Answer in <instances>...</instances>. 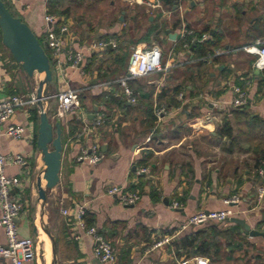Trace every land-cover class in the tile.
<instances>
[{"label": "crops", "instance_id": "1", "mask_svg": "<svg viewBox=\"0 0 264 264\" xmlns=\"http://www.w3.org/2000/svg\"><path fill=\"white\" fill-rule=\"evenodd\" d=\"M84 1L77 5L69 0H4L42 42L45 16L56 18L52 25L56 32L67 28L60 57L63 73L51 62L53 78L43 90L49 119L55 115L52 105L57 107L58 93L74 90L80 100L79 110L61 121L59 183L46 192L44 205V220L56 240L57 264H102L93 257L92 237L79 228L72 214L80 205L85 208L86 229L95 228L113 247L116 260L111 264H190L197 257L207 259L208 264H262L256 255L264 253L263 237L245 235L228 220L200 226H188V220L202 211L224 210V201L237 196L234 217L264 233V199L260 204L256 200L264 176L260 178V169H255L264 152V88L258 86L264 70L255 73L256 56L244 50L257 41L264 45V0H174L172 7L160 0H109V23L96 27L82 13L80 18L75 13ZM65 9V15L55 12ZM167 31L176 35L173 40ZM186 37H191L193 47L196 41H216L212 56L196 57ZM100 42L107 47L92 49ZM120 42L126 44L127 52ZM155 42L162 47L163 69L128 82L137 96V103L130 105L118 81L126 72L131 52ZM68 52L82 54L80 69L68 65ZM124 54L123 63L116 60ZM39 79L35 74L28 76L14 61L0 34V102L11 95L23 99L35 95ZM235 89L248 97L247 106L241 109L230 105ZM159 107L165 109L160 120L154 114ZM34 109H19L13 115L10 122L26 128L24 138L1 137L0 152L20 155L29 163L27 169L9 166L5 172L20 180L21 187L13 194L20 195L26 205L17 221L18 235L32 238L37 245V259L26 264H47L48 250L37 225L36 180L43 162L36 148L39 119ZM92 113L104 119L98 128L88 119ZM225 122L232 129L230 137L219 134ZM93 145L99 146L100 162H78L80 150ZM140 169L147 172L138 175ZM112 186L137 192L141 199L133 206H122L107 195ZM173 202L179 208H172ZM63 210L70 214L63 215ZM212 225L229 232L237 228L229 234L239 233L241 238L226 245L224 236H219L217 262L201 255L179 257L181 238ZM4 243L0 227V245ZM0 264L7 263L0 259Z\"/></svg>", "mask_w": 264, "mask_h": 264}, {"label": "built area", "instance_id": "2", "mask_svg": "<svg viewBox=\"0 0 264 264\" xmlns=\"http://www.w3.org/2000/svg\"><path fill=\"white\" fill-rule=\"evenodd\" d=\"M44 22L47 25L45 33V42L50 51V65L54 62L55 67L60 73H63V64L60 60L62 52L65 47L64 35L67 28L62 26L56 32L52 25L56 22L53 16H45ZM206 36H203L202 40ZM107 47L106 43L100 42L94 45L92 49L102 50ZM187 47V45L185 46ZM188 48V47H187ZM245 52L256 56L255 67L259 71L264 70V45L261 41H257L252 47L244 48ZM131 63H128L124 76L118 81L121 87V95L127 103L135 105L137 103V96L134 91L129 87L130 80L146 77L157 72L162 71V51L156 45H151L143 49H135L130 54ZM66 61L71 68L80 69L83 63V56L80 52H68ZM235 96L233 97L230 105L233 109H241L248 104V97L246 93L240 89H235ZM182 100L183 95H178ZM57 107L55 115L50 119L54 123L57 119L61 120L67 114L79 110L80 100L78 92L74 90H65L58 93L56 96ZM46 101V98H45ZM30 106H36V97L31 95L28 99H23L18 95H11L6 97L0 102V138L8 137L12 140L19 141L24 138L26 128L21 125H15L10 122L13 115L19 110ZM165 113L163 107L155 109V116L160 120ZM104 122L101 115H96L92 122L93 128L100 127ZM102 155L99 152V146L93 145L89 148H82L76 160L80 163H87L88 165H95L100 162ZM9 166H18L27 169L29 163L20 155L3 154L0 152V227L3 229L5 235V243L0 245V259L4 260L7 264H26L37 259V245L32 238H22L18 235L17 221L19 216L25 209V204L21 200L20 195L13 194V191L20 189V180L16 177H11L6 174V168ZM146 169H140L137 174L146 173ZM260 178L264 176V170L258 171ZM107 195L113 197L118 204L122 206H133L138 203L141 196L137 192L123 191L121 187L112 186L108 189ZM264 199V185H259L256 189V200L260 204ZM239 203L237 196H232L224 201L227 206L226 209L220 211L199 212L188 220V226H200L208 222L224 223L230 217L236 216V212L232 206ZM172 208H179L177 202L171 204ZM63 215L70 214L69 211L63 210ZM75 216L77 225L86 234L92 237L95 246L93 249V257L102 264H111L116 260V255L113 247L97 233L93 227L87 228L83 222L85 215L84 206H76L72 210ZM79 239V237H76ZM164 242H159L155 245L158 247L163 245ZM179 264H189V261H182ZM190 264H208L205 258H194Z\"/></svg>", "mask_w": 264, "mask_h": 264}, {"label": "water", "instance_id": "3", "mask_svg": "<svg viewBox=\"0 0 264 264\" xmlns=\"http://www.w3.org/2000/svg\"><path fill=\"white\" fill-rule=\"evenodd\" d=\"M0 32L2 45L9 51L14 61L20 64L25 73L28 76H33L34 74L42 76L37 83L35 91L36 109L39 119L36 148L41 153L43 162V169L36 180L37 211L42 230L50 241L51 264H57L56 240L47 228L44 220L46 191L53 189L59 183L62 159V122L57 119L52 123L44 108L45 96L43 90L53 78L47 54L48 45L46 42H40L28 25L19 17L13 16L2 0H0ZM167 33L171 40L176 36L169 31ZM128 63H131V57ZM255 73H259V70L255 69ZM95 111L96 108H94ZM94 118V113L88 116L90 121H93ZM42 180L45 181L44 186H42ZM164 203L167 204V201L164 200ZM228 223L240 227L245 235L264 238V233L251 229L244 219L230 217ZM96 262L99 261L96 260Z\"/></svg>", "mask_w": 264, "mask_h": 264}, {"label": "trees", "instance_id": "4", "mask_svg": "<svg viewBox=\"0 0 264 264\" xmlns=\"http://www.w3.org/2000/svg\"><path fill=\"white\" fill-rule=\"evenodd\" d=\"M4 2V0H2ZM73 3H76L77 5H81L84 0H69ZM163 5L172 7L174 5V0H160ZM5 6L8 8L6 3L4 2ZM9 9V8H8ZM57 15H65L68 13V9L55 11ZM13 15V14H12ZM14 16V15H13ZM1 34V32H0ZM201 37V34L199 35ZM217 36L214 34L213 38L215 39ZM39 39V38H38ZM101 39H107L106 36L102 37ZM199 39V38H198ZM41 42V40L39 39ZM185 42L190 47H193V43L191 42V37H186ZM216 41L214 43L210 42H200L197 41L194 43V47L192 49L193 54L196 55V57H203V56H212L211 49L213 46H215ZM107 54L111 53L109 51H105ZM126 54H124L122 57H116V60L124 61ZM258 86L264 88V72L261 76H258ZM259 87V88H260ZM237 112V111H236ZM242 112V111H241ZM33 115L37 119L38 117V111L37 109H34L32 111ZM76 124L78 122L76 121ZM219 134L221 136L230 137L232 135V129L228 126V123L225 122V125L221 128L219 131ZM255 169H264V152H262L261 156L258 157L255 164ZM237 229V228H236ZM236 229L230 230V232L227 231H221L217 229L215 225L209 226L207 230L205 231H195L193 233H190L189 235L184 236L179 240V245L177 246L178 255L179 257L183 258H191L194 256H207L212 262H217L219 259V244L217 243V238L219 236H224L225 238V244L227 245L228 242H234L233 239H240L239 233H236L231 236L229 233H233ZM257 259H260L262 261V264H264V253L262 255H256Z\"/></svg>", "mask_w": 264, "mask_h": 264}, {"label": "rangeland", "instance_id": "5", "mask_svg": "<svg viewBox=\"0 0 264 264\" xmlns=\"http://www.w3.org/2000/svg\"><path fill=\"white\" fill-rule=\"evenodd\" d=\"M52 8H54V7H52ZM75 13L77 14L78 18H80L79 17V13H82L83 16H85V19H87L89 21V23L91 24V26H93V27L98 26L100 23H102V25L107 24V23H109V0H102L101 2H98V1H95V0L94 1L93 0H85L83 8L81 10H79V11H75ZM142 23L145 24V22L143 20H142ZM154 45L158 46L162 50V47L158 43L155 42ZM119 46L121 48H124L123 49L124 53L127 52V47H126L125 43L120 42ZM123 50L120 49V51H123ZM118 55H120V54H118ZM35 75L38 78L42 77V76H40L38 74H35ZM55 109H56V105H52V111H55ZM74 115H75V113H74ZM74 118H76V116H74ZM63 142H64V138H63ZM45 224H46L47 228L49 229L46 220H45ZM37 225L39 226V228H41V231H40L41 232L40 233L41 239L44 242H46L47 245H48V249H49V251H47V256L48 257L46 256L47 264H51L52 253H51L50 241H49L48 237L45 235V233L42 230V226H41L40 220L38 221Z\"/></svg>", "mask_w": 264, "mask_h": 264}, {"label": "bare ground", "instance_id": "6", "mask_svg": "<svg viewBox=\"0 0 264 264\" xmlns=\"http://www.w3.org/2000/svg\"><path fill=\"white\" fill-rule=\"evenodd\" d=\"M42 186H44V184H45V181H43L42 180ZM38 228H39V226H38ZM41 231V228H39V232ZM41 233V232H40ZM43 243V242H42ZM45 244H46V247H47V249H48V245H47V243L45 242ZM48 251H49V249H48ZM48 257V256H47ZM47 259V258H46Z\"/></svg>", "mask_w": 264, "mask_h": 264}]
</instances>
